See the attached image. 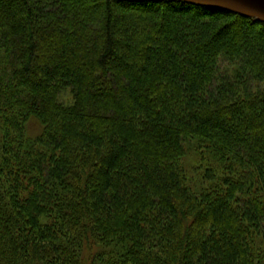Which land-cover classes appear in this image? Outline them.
<instances>
[{
  "label": "trees",
  "instance_id": "obj_1",
  "mask_svg": "<svg viewBox=\"0 0 264 264\" xmlns=\"http://www.w3.org/2000/svg\"><path fill=\"white\" fill-rule=\"evenodd\" d=\"M0 264H264V22L0 0Z\"/></svg>",
  "mask_w": 264,
  "mask_h": 264
},
{
  "label": "water",
  "instance_id": "obj_2",
  "mask_svg": "<svg viewBox=\"0 0 264 264\" xmlns=\"http://www.w3.org/2000/svg\"><path fill=\"white\" fill-rule=\"evenodd\" d=\"M198 5L226 9L264 22V0H180Z\"/></svg>",
  "mask_w": 264,
  "mask_h": 264
},
{
  "label": "rangeland",
  "instance_id": "obj_3",
  "mask_svg": "<svg viewBox=\"0 0 264 264\" xmlns=\"http://www.w3.org/2000/svg\"><path fill=\"white\" fill-rule=\"evenodd\" d=\"M39 123L37 122V120H32L31 124H30V132L32 134H36L39 130ZM189 159L191 158L190 156L188 157ZM192 161V158L190 159Z\"/></svg>",
  "mask_w": 264,
  "mask_h": 264
}]
</instances>
